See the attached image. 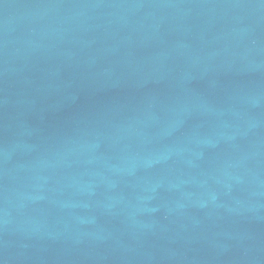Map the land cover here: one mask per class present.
<instances>
[{
    "label": "water",
    "instance_id": "1",
    "mask_svg": "<svg viewBox=\"0 0 264 264\" xmlns=\"http://www.w3.org/2000/svg\"><path fill=\"white\" fill-rule=\"evenodd\" d=\"M0 264H264V0H0Z\"/></svg>",
    "mask_w": 264,
    "mask_h": 264
}]
</instances>
